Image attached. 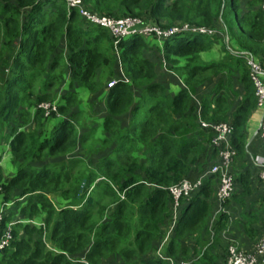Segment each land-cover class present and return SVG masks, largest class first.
Returning a JSON list of instances; mask_svg holds the SVG:
<instances>
[{"label": "trees", "instance_id": "1", "mask_svg": "<svg viewBox=\"0 0 264 264\" xmlns=\"http://www.w3.org/2000/svg\"><path fill=\"white\" fill-rule=\"evenodd\" d=\"M83 3L100 17L137 18L160 34H130L115 47L109 28L65 0H0V145L5 133L18 168L5 176L0 167V236L15 222L0 264H105L112 258V264H169L159 257L160 246L174 261L225 264L229 227L258 235L245 248L264 231V211L258 213L264 183L253 162L259 136L249 142L248 130L258 106L247 60L264 68L263 0ZM184 26L206 31L165 35ZM216 46L221 58L202 62L201 53ZM163 60L178 82L158 80ZM66 68L67 87L58 92ZM106 78L118 82L109 88ZM79 89L104 104L100 123L91 109L97 117L79 126L86 114ZM47 102L62 119L52 121L59 117L55 110L45 116L40 105ZM202 121L228 122L237 152L235 190L211 228L219 177L204 175L219 151L215 132ZM94 134L102 153L93 167L75 153ZM202 176V184L181 197L177 223L163 243L175 207L169 188ZM258 189L257 209L243 211L245 198ZM17 208L22 216H41L44 227L14 219Z\"/></svg>", "mask_w": 264, "mask_h": 264}, {"label": "built area", "instance_id": "2", "mask_svg": "<svg viewBox=\"0 0 264 264\" xmlns=\"http://www.w3.org/2000/svg\"><path fill=\"white\" fill-rule=\"evenodd\" d=\"M69 8H77L79 13L91 23H96L102 26H105L111 30L115 37V42H119L122 37H125L130 34L137 33L138 29L135 28L136 23H140V20L137 18H112L109 16H102L89 11L83 3V0H65ZM263 10H264V0H263ZM139 32L144 34H160L159 29L153 26H145ZM200 30L201 32H205L204 28H190L189 26H184L181 28H175L170 31H166L165 35L169 36L175 32L181 31H196ZM248 64L252 69V79L254 81L256 87V97H257V106L259 109H264V68L262 65L255 61L253 57H247ZM124 81H128L127 79ZM118 82L117 79H114L110 82V87H113ZM203 127H211L215 132V136L212 139L213 145L218 149L217 161L213 163L204 175L216 174L219 177V187L217 191L218 198V210L216 214L220 211H226L223 204L231 198L234 190V175L232 172V164L236 157V149L231 145L230 135L232 133V127L228 122H220L217 124H210L204 121L201 122ZM259 140L262 143L264 148V114L260 121L259 131H258ZM253 162L257 167L261 168L259 173V177L264 183V155H257L253 157ZM1 164V160H0ZM200 177L198 181L192 182L190 180H184L183 182L173 185L169 188V191L174 197L175 207H174V215L171 227L169 229L168 235L165 238V243L172 229L175 227L178 217H179V207H180V199L183 196H189L195 189H197L202 184L203 177ZM1 189V184H0ZM4 206H0V223L3 218V208ZM15 223L9 224L7 230L0 236V251L7 247L12 239V229ZM162 246L158 250V255L160 258L169 261V264H175L172 258H168L161 253ZM180 264H189L188 261H182ZM225 264H264V231L260 239L253 244V246L249 248L241 247L238 243L232 242L229 244L227 253H226V262Z\"/></svg>", "mask_w": 264, "mask_h": 264}, {"label": "rangeland", "instance_id": "3", "mask_svg": "<svg viewBox=\"0 0 264 264\" xmlns=\"http://www.w3.org/2000/svg\"><path fill=\"white\" fill-rule=\"evenodd\" d=\"M135 28L138 29L137 30L138 32L141 31V30H144V29H142V28H144V26L141 25L140 23H136L135 24ZM139 33H141V32H139ZM114 39H115V37H114ZM218 46H220V45H218ZM218 46H216V48L214 50H210V51H206V52L201 53V61L202 62H211L213 60H216L217 58H221L222 53L218 50V48H217ZM115 47H118V43L117 42H115ZM150 55H152V53ZM122 73L124 74L123 70H122ZM158 73H159L158 80H160L162 82H167V81L171 80L170 82L176 83V82L179 81L177 79V77L174 76V74H176V73L169 68V65L167 64V61L166 60L165 61L163 60V64L161 65V68L159 67V72ZM68 76H69V73H68V69L66 68L65 71H64L65 81H64V84H62V86L59 88V91L58 92H64L65 91V89L67 87V79H68ZM114 79H116V78H106L105 79V82H107L108 86L110 87L109 84ZM126 82H130V81H126ZM132 87H133V89L136 88L133 85H132ZM79 90H80V98L82 100V102L80 104V108H82V109H84V111H86V114L84 116V119L80 121L79 126L81 128H85V126L83 124L89 123L91 125L92 122H93V120L97 117L95 114H90V110L91 109H95V111H96V113L98 115V118L100 120L99 121V123H100L101 122L100 115L103 114L102 110L104 108V104L100 101V98L99 97H98V99H96L95 98V95H91V93L88 90H83V89H79ZM106 95H107V92L105 93V96ZM51 104L52 103L47 102V103H43V104L40 105V107H42L45 110V116H47V117L48 116H51L52 111L55 110L59 117L52 119V121H55L58 118H61L62 119V114H60L57 111V108L56 107H51L50 106ZM258 110H260V109H257L256 111H258ZM255 112L252 114L251 119L249 121V125H248V130H249V133H250V136L251 137L254 134L255 129H256V128L253 129V127H252V124H254L252 117L253 116L254 117L256 116ZM127 121H128V118H125V124H126ZM94 133L96 135L100 134V129L95 128L94 129ZM95 134H94L93 137H91L92 138V141L91 142L86 143V144L84 143L81 146V148L79 149V151L75 153L77 156H83V158L86 161H88V163L91 166H93V167H94V165L96 164V162L98 160L97 159L98 155L102 153L100 151H96L97 148L100 145V142L98 141L100 138H98ZM8 143H9L8 137H6V134L4 133L3 134V139H2V144L0 145V158H3V162H2L3 163V169H4L3 170V173H5L6 175H13V174L17 173L18 168L12 163V158H11V152H10V150L9 151L6 150V146H7ZM260 147H261L260 144H255L254 147H253L254 152H256V149H259L258 151H261V148ZM83 152H85V155L83 154ZM241 162H242V160L239 158L237 160L238 165ZM5 167H6V170L7 171L5 170ZM260 191L261 190L258 189V192H254L251 197L249 196V197H246L245 198L246 206H244V207L242 206V210L243 211L251 210L252 212H254L257 209V207H258V202H257L258 195H262V193ZM11 208L12 207H8L7 206V208L5 209V211H8ZM239 208H240V206H238V208H236L235 211L238 212L239 211ZM225 210H226V208H225ZM263 211H264V209H262V210L259 209L258 210V213L262 215V212ZM220 212H222V211H220ZM224 212H227V210L224 211ZM20 213H21L20 212V208H17L16 209V212L14 214V219L19 220L23 224H28V225L36 226L38 228H40L41 226L44 227V222L42 221L41 216H38V217H28L26 215H23L22 216ZM219 213H217V214H215L213 216V218L211 220V226H210V228L213 227L212 224L215 222V220H216V218H217V216H218ZM13 223H15V222H11L9 224L11 225ZM19 231L21 233H23V230H19ZM162 249H161V253H162ZM183 261H185V260H183ZM113 262H115V260H113V258H112L110 260H107L105 262V264H112ZM181 262L182 261H174L175 264H180Z\"/></svg>", "mask_w": 264, "mask_h": 264}, {"label": "crops", "instance_id": "4", "mask_svg": "<svg viewBox=\"0 0 264 264\" xmlns=\"http://www.w3.org/2000/svg\"><path fill=\"white\" fill-rule=\"evenodd\" d=\"M259 109V108H258ZM255 114H256V116L254 117H252V119H253V123L254 124H252V127H253V129H255V132L257 131V130H259V126H260V121H261V118H262V116H263V114H264V109H260V110H258V111H256L255 112ZM254 132V133H255ZM257 144H260V148H261V151H258L259 149H256V152H255V155H254V157L255 156H257V155H264V148H263V146H262V143H261V141L258 139V142H257ZM6 150L7 151H9L10 150V148H9V143L7 144V146H6ZM258 151V152H257ZM0 160H1V164H0V167L2 168V171L4 170L3 169V158H0ZM5 170H6V167H5ZM7 171V170H6ZM5 176H14V175H16L17 173H15V174H13V175H6L5 173H3ZM238 215V214H237ZM236 217H238V216H236ZM235 217V218H236ZM239 221V218H236V222H238ZM237 225H239V223H237ZM236 225V226H237ZM256 225L257 226H259V224H257L256 223ZM229 232H225L223 235V239L225 240V241H229V242H231V241H233V242H236V243H240V245H242L243 247H248V246H250L252 243H254L255 241H256V239H258V235L255 237V236H249L247 233H243V231H244V229H241V230H234V228L233 227H229V230H228ZM219 264H224V262H222V261H220V263Z\"/></svg>", "mask_w": 264, "mask_h": 264}, {"label": "water", "instance_id": "5", "mask_svg": "<svg viewBox=\"0 0 264 264\" xmlns=\"http://www.w3.org/2000/svg\"><path fill=\"white\" fill-rule=\"evenodd\" d=\"M258 131H259V130H257V131L253 134V136L251 137V139H250L249 142H251V141L254 139V137L258 134Z\"/></svg>", "mask_w": 264, "mask_h": 264}]
</instances>
